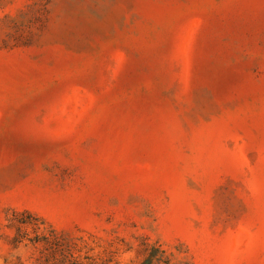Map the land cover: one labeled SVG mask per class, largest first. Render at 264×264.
Returning <instances> with one entry per match:
<instances>
[{
	"label": "rangeland",
	"instance_id": "1",
	"mask_svg": "<svg viewBox=\"0 0 264 264\" xmlns=\"http://www.w3.org/2000/svg\"><path fill=\"white\" fill-rule=\"evenodd\" d=\"M0 264H264V0H0Z\"/></svg>",
	"mask_w": 264,
	"mask_h": 264
}]
</instances>
